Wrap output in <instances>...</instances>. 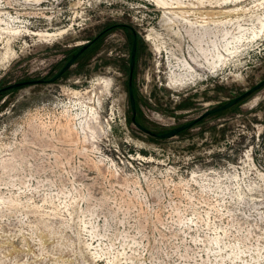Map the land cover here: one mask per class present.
Here are the masks:
<instances>
[{
    "label": "rangeland",
    "instance_id": "obj_1",
    "mask_svg": "<svg viewBox=\"0 0 264 264\" xmlns=\"http://www.w3.org/2000/svg\"><path fill=\"white\" fill-rule=\"evenodd\" d=\"M165 1L0 0V87L51 78L112 23L108 40L125 46L128 23L140 62L148 53L137 118L152 130L264 78V0ZM166 9L194 26H168ZM103 47L54 81L0 92V264H264V85L154 136L133 122L127 77L102 66Z\"/></svg>",
    "mask_w": 264,
    "mask_h": 264
},
{
    "label": "flooded vegetation",
    "instance_id": "obj_2",
    "mask_svg": "<svg viewBox=\"0 0 264 264\" xmlns=\"http://www.w3.org/2000/svg\"><path fill=\"white\" fill-rule=\"evenodd\" d=\"M122 24H123V27L129 29L132 33V37L127 39L125 46H124V43L122 41L113 42L111 40H108V37L111 36V34H108V33L112 30V28H114V25H115L113 23L108 24L107 26L101 28L99 30V32H97V34L95 36H93V38H96L93 43L99 42L101 47L104 46L101 49L102 66H104V65H108L110 67L115 66L116 68L121 69L124 72V74L126 75L127 84H128V94H129V99H130V103H131L132 115H133L132 93L135 97V101H136V105H137V92H136L137 75L141 72L140 71L141 68L146 70L147 67L151 68L152 66L150 64V61L147 60V58H148L147 52L145 54L146 60H143L142 62H140L141 56L145 52H144L143 46H141L139 31L136 29V27H134L128 23H122ZM135 38H136L137 44H136V51H135V55H134V64H133V47H134ZM103 63H104V65H103ZM139 67H140V69H139ZM158 70H159V68H158ZM158 70L156 69V71L158 73H155V75L158 79H160L161 74L159 73ZM34 79H36V78H34ZM47 80H48V78L45 79V81H47ZM41 82H43V81H38L36 83H41ZM137 114H138V111H137Z\"/></svg>",
    "mask_w": 264,
    "mask_h": 264
},
{
    "label": "water",
    "instance_id": "obj_3",
    "mask_svg": "<svg viewBox=\"0 0 264 264\" xmlns=\"http://www.w3.org/2000/svg\"><path fill=\"white\" fill-rule=\"evenodd\" d=\"M95 39L96 38H91L90 40L87 41V43L82 45L67 60V62L62 66V68L55 75H53L51 78H49L48 80L54 81L59 76H61L76 61V59L95 41ZM136 44H137V41H136V38H135L134 47H133V64H134V55H135V51H136ZM38 81H45V79L44 78L25 79V80H21V81L12 82L10 84H7V85H4V86L0 87V92H3L5 90L11 89V88H16V87L24 85V84H30V83H34V82H38ZM263 85H264V78L260 82L256 83L252 87L246 89L244 92L240 93L239 95L229 99L225 103H223L221 105H218V106L211 107V108L205 110L204 112H202L201 114H199L197 117L189 120L188 122H185V123H183V124H181L179 126L171 128L170 130L162 131V132H158V131L152 130L151 128H149L148 126H146L145 124H143L141 121L138 120V118H137V105H136L135 97H134V95L132 93V105H133L132 120L139 128H141L142 130L150 133L151 135L159 136V137L173 136V135L179 133L180 131L193 126L194 124H196L197 122L202 120L204 117H206V116H208V115H210V114H212L214 112L226 109V108L236 104L237 102H239L243 98L247 97L248 95H250L251 93H253L257 89H259Z\"/></svg>",
    "mask_w": 264,
    "mask_h": 264
},
{
    "label": "bare ground",
    "instance_id": "obj_4",
    "mask_svg": "<svg viewBox=\"0 0 264 264\" xmlns=\"http://www.w3.org/2000/svg\"><path fill=\"white\" fill-rule=\"evenodd\" d=\"M156 3L159 5V6H163V7H167L168 6V2H166L165 0H156ZM173 6H176V5H173ZM172 6V7H173ZM164 10V9H163ZM168 10L166 9L164 11V16H167V17H164L163 20L165 21V23L168 25V26H173L172 22L173 21H176L175 18H180L182 20V22L186 23L187 25H190L191 28L194 26V23L193 20L186 16L185 14H182V18L180 16H171L169 17L168 14H167ZM176 13V12H175ZM178 13V12H177ZM169 27V28H170ZM67 30L66 29H63V30H59L58 32H44V33H40V37L44 40H52V39H55L58 35L60 34H63L65 33ZM7 55V53H6ZM226 61V59H221V63L224 64ZM199 66H202V65H199ZM181 68L183 69H186V70H189L190 71H193L194 70V67L191 65V62L188 60V61H185L183 62L181 65H180ZM210 71H215V68L213 67V65L210 64ZM195 71V70H194ZM189 76H193V74H190ZM96 109V108H95Z\"/></svg>",
    "mask_w": 264,
    "mask_h": 264
}]
</instances>
